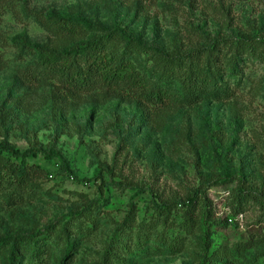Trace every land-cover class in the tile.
<instances>
[{
  "label": "rangeland",
  "instance_id": "obj_1",
  "mask_svg": "<svg viewBox=\"0 0 264 264\" xmlns=\"http://www.w3.org/2000/svg\"><path fill=\"white\" fill-rule=\"evenodd\" d=\"M93 38L171 102L64 95L35 45ZM0 140L45 168L2 166L0 264H264V0H0Z\"/></svg>",
  "mask_w": 264,
  "mask_h": 264
},
{
  "label": "trees",
  "instance_id": "obj_2",
  "mask_svg": "<svg viewBox=\"0 0 264 264\" xmlns=\"http://www.w3.org/2000/svg\"><path fill=\"white\" fill-rule=\"evenodd\" d=\"M56 26L63 33H81L83 26L77 23L71 15L59 16ZM256 38L250 39V45L256 49ZM103 42L100 38L87 39L76 43L69 48L57 49L47 44L35 45L38 50L39 63L44 65L47 70L54 75H59L62 81V88L65 89L64 95L75 93L81 90L90 89L99 80L107 85L109 90L123 95H141L155 101L168 102L167 90L155 91L150 89L145 77L137 70L136 65L131 59H118V54L114 50L103 49ZM99 47V49H98ZM89 51V62L84 66L75 56L80 51ZM40 73L27 69L25 77L40 80ZM184 83L193 86H204L206 89L219 88L210 76L192 71L187 74ZM138 88L140 91H138ZM63 98V97H62ZM38 147L20 149L14 145L0 140V186L4 182L5 175L2 166L7 165L11 175L7 176L10 184H27L31 178L40 176L45 172V168L37 162H29L28 158L39 153ZM10 156L20 158V161L10 159ZM8 173V174H9ZM19 252L17 244L13 243L9 254L10 264H16V255Z\"/></svg>",
  "mask_w": 264,
  "mask_h": 264
}]
</instances>
